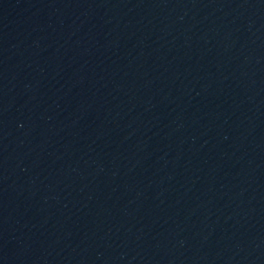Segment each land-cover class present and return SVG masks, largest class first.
<instances>
[{"label": "water", "instance_id": "95a60500", "mask_svg": "<svg viewBox=\"0 0 264 264\" xmlns=\"http://www.w3.org/2000/svg\"><path fill=\"white\" fill-rule=\"evenodd\" d=\"M264 138V0H0V264H157Z\"/></svg>", "mask_w": 264, "mask_h": 264}]
</instances>
